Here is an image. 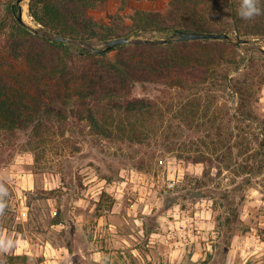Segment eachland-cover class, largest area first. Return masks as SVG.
<instances>
[{
	"label": "rangeland",
	"instance_id": "1",
	"mask_svg": "<svg viewBox=\"0 0 264 264\" xmlns=\"http://www.w3.org/2000/svg\"><path fill=\"white\" fill-rule=\"evenodd\" d=\"M169 3L105 0L89 16L131 24L135 9ZM168 37L153 31L131 38ZM71 39L86 49L105 42ZM248 39L239 43L231 34L240 45V66L224 64L216 80L202 88L137 84V94L159 102L156 115L139 128L142 138L67 127L65 135H48L13 155L2 153L0 184L8 194L0 231L20 243L18 251L0 253V259L7 264H264V53L258 49L264 35ZM251 59L258 71L242 114L234 93Z\"/></svg>",
	"mask_w": 264,
	"mask_h": 264
},
{
	"label": "trees",
	"instance_id": "2",
	"mask_svg": "<svg viewBox=\"0 0 264 264\" xmlns=\"http://www.w3.org/2000/svg\"><path fill=\"white\" fill-rule=\"evenodd\" d=\"M104 1L30 0L29 13L54 34L99 41L177 30L264 35V0L262 14L252 20L237 15L239 0H170L166 8L135 9L131 24L90 17V9ZM18 13L17 0H0V156L51 134L65 135L67 127L142 138L139 128L156 115L159 102L137 94V84L202 88L216 80L224 64L240 66V45L231 40L137 39L99 53L34 33L17 19ZM257 71L251 59L236 81L242 114L251 102ZM229 75L227 68L222 78L227 82Z\"/></svg>",
	"mask_w": 264,
	"mask_h": 264
},
{
	"label": "water",
	"instance_id": "3",
	"mask_svg": "<svg viewBox=\"0 0 264 264\" xmlns=\"http://www.w3.org/2000/svg\"><path fill=\"white\" fill-rule=\"evenodd\" d=\"M29 0H17V5L19 6V13L17 14V19L22 23V25L34 33L37 34H43L47 35L48 37L58 40V41H64V42H72L71 37L64 36L61 34H51L50 31L43 30L41 27L37 26L33 22L27 20L24 17L25 13V6L26 2ZM206 38H212V39H226L230 40L231 35L226 32H199V31H185V30H177L171 35H169L168 38H163L160 39L161 42H167L169 40H192V39H206ZM137 39L128 37V36H122V37H116L113 39H110L108 41H105L100 47L93 46L91 45L89 47V50L99 52V53H104L111 51L114 49L116 46L122 43H130L133 42ZM148 41H153L155 39H144ZM251 40L248 38H239V43H248ZM256 45L257 43L254 42ZM258 49L264 53V47L263 46H258Z\"/></svg>",
	"mask_w": 264,
	"mask_h": 264
},
{
	"label": "clouds",
	"instance_id": "4",
	"mask_svg": "<svg viewBox=\"0 0 264 264\" xmlns=\"http://www.w3.org/2000/svg\"><path fill=\"white\" fill-rule=\"evenodd\" d=\"M262 14V8L260 6V0H239V7L237 15L243 20H252L256 16ZM8 194L7 188L3 184H0V216L4 214L7 203L4 197ZM19 241H14L11 236H5L2 231H0V253L7 254L14 247H17ZM0 264H7L5 259H0Z\"/></svg>",
	"mask_w": 264,
	"mask_h": 264
},
{
	"label": "bare ground",
	"instance_id": "5",
	"mask_svg": "<svg viewBox=\"0 0 264 264\" xmlns=\"http://www.w3.org/2000/svg\"><path fill=\"white\" fill-rule=\"evenodd\" d=\"M24 17H25L27 20H29V21H31V22H34L33 19H32V17L29 15L27 8H25ZM34 23H35V22H34Z\"/></svg>",
	"mask_w": 264,
	"mask_h": 264
},
{
	"label": "crops",
	"instance_id": "6",
	"mask_svg": "<svg viewBox=\"0 0 264 264\" xmlns=\"http://www.w3.org/2000/svg\"><path fill=\"white\" fill-rule=\"evenodd\" d=\"M145 2H146V6H148V4L154 6L152 1H151V2H150V1H145ZM148 2H149V3H148ZM149 7H150V6H149Z\"/></svg>",
	"mask_w": 264,
	"mask_h": 264
}]
</instances>
